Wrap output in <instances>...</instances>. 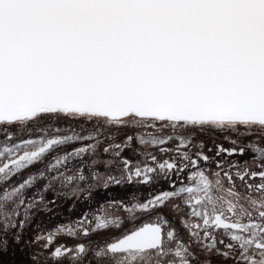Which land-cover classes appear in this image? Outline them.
<instances>
[{"label":"snow or ice","instance_id":"6c2138e0","mask_svg":"<svg viewBox=\"0 0 264 264\" xmlns=\"http://www.w3.org/2000/svg\"><path fill=\"white\" fill-rule=\"evenodd\" d=\"M98 150L123 164L105 189L167 187L26 239L57 189L91 199L80 184L114 166ZM13 245L31 264H264V0H0V264Z\"/></svg>","mask_w":264,"mask_h":264},{"label":"flooded vegetation","instance_id":"af4514ba","mask_svg":"<svg viewBox=\"0 0 264 264\" xmlns=\"http://www.w3.org/2000/svg\"><path fill=\"white\" fill-rule=\"evenodd\" d=\"M128 129H116L112 128L110 130L109 134L116 135L117 140H123L124 134L127 133ZM215 136L217 138V141L220 142L219 134L209 132L203 135H199V139H203L205 141H208V143H211L210 137ZM230 146V145H226ZM103 145H101V148ZM133 150L124 151L123 157H127L130 160L135 162H141L144 163V157L142 155L135 154L136 151H143V149H140L137 147L135 143L131 146ZM148 151L153 152L158 156L160 160L165 159L164 156H161L159 151L155 148H149ZM97 159H100L101 161H107V160H113V167L105 168L103 164L99 166V179L94 180L89 176L88 169H85V175L89 176V178L82 184H80V187L82 189L88 188L91 186V192L92 196L91 199H86L87 193L81 192L76 197H73L72 192L70 189H57V206L55 207L54 211L45 213L43 211L38 212L35 215V219L33 220L32 227H30L27 230L26 233V239L30 238L33 234V229L38 225L39 228L50 230L53 229L54 226L62 223H66L68 221H73L75 218L81 216L82 213H84L86 210H95L98 205H100L102 202H105L109 199L112 200H118L120 198H133L136 196H143L146 197L149 192H155L161 190V188H166L167 184L160 182V183H153L151 186H143L139 184H129L125 179H123L122 183L119 186L116 185H110L107 189L103 187L106 177L111 175L115 176L117 178L123 177V164L120 162L119 159H116L112 157L111 155H105L102 151L98 150ZM85 160L90 159V157H85ZM79 163V161L77 162ZM34 171V169H33ZM157 181L160 180V177H155ZM40 183H43L41 181ZM40 184H37V187H39ZM31 194V193H29ZM47 199L52 198V192H48L46 194ZM105 214L111 216L116 215L117 213L113 210V206L111 204H106L105 207L102 210ZM183 231V230H181ZM108 233H100L97 236H91L88 239L89 240H96V239H104L108 236ZM184 238L187 239V234L183 233ZM80 240H83L84 238L81 236L79 238ZM58 243L63 242L68 245H74L78 243L77 238L73 237H67L64 235H61V237L57 241ZM31 249L27 246H23V251H21V246L13 245V247L9 250V253L7 255L3 256V262L4 264H22V261H24L25 264H31V261L29 260V253ZM25 256V259L21 256ZM147 253H144L143 251H134L129 252V257L132 259H135L138 256H146ZM21 258V261H19V257Z\"/></svg>","mask_w":264,"mask_h":264},{"label":"rangeland","instance_id":"374dc122","mask_svg":"<svg viewBox=\"0 0 264 264\" xmlns=\"http://www.w3.org/2000/svg\"><path fill=\"white\" fill-rule=\"evenodd\" d=\"M23 257V259H25V256L21 255ZM19 257V256H18ZM20 258V257H19ZM19 261H21V258L19 259ZM22 264H25L24 261H22Z\"/></svg>","mask_w":264,"mask_h":264}]
</instances>
